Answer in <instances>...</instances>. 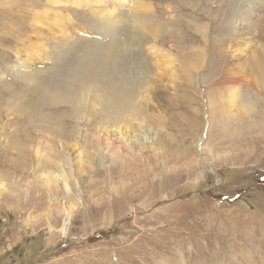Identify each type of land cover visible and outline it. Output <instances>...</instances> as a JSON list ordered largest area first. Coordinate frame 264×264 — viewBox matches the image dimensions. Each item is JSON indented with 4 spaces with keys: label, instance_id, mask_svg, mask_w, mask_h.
<instances>
[{
    "label": "rangeland",
    "instance_id": "rangeland-1",
    "mask_svg": "<svg viewBox=\"0 0 264 264\" xmlns=\"http://www.w3.org/2000/svg\"><path fill=\"white\" fill-rule=\"evenodd\" d=\"M186 1L165 0L163 20H188L187 31L170 25L164 47L151 38L141 53L136 45L134 52L123 49V64L137 61L132 90L144 116L133 119L129 109L107 121L104 105L67 78L70 59L51 68L35 38L36 29L50 36L48 28L61 30L56 14L70 15L74 28H88L82 36L96 47L107 37L98 26L110 16L97 19L105 7L86 24L77 16L82 9L65 7L72 0H0V264H264V89L247 85L255 79L242 75L244 54L234 58L233 44L224 50L217 42L226 27L237 25L247 0H195L192 7ZM239 2L241 14L227 24ZM262 13L258 9L254 20ZM34 16L44 19L36 23ZM194 21L206 31H196ZM246 31L264 56L258 25H241L236 37ZM181 32L186 35L174 43ZM25 47L40 55L23 57ZM192 47L204 49L198 62ZM52 52L48 56L58 61ZM24 59L32 72H43L38 80L44 84L19 86L29 70L12 65ZM86 71L82 62L78 75ZM234 88L252 111L239 126L231 123ZM118 127H131L128 150L113 133Z\"/></svg>",
    "mask_w": 264,
    "mask_h": 264
},
{
    "label": "bare ground",
    "instance_id": "bare-ground-1",
    "mask_svg": "<svg viewBox=\"0 0 264 264\" xmlns=\"http://www.w3.org/2000/svg\"><path fill=\"white\" fill-rule=\"evenodd\" d=\"M72 1L73 2H70V4H68L69 6H65V7L66 8L72 7L74 5L76 8L82 9L83 11H78L79 14H77V16H79L80 19L82 20V22H84L86 24L89 22H95L96 21V20H92L90 18V16L95 14L97 7H105L102 10L103 12L99 11L100 16L97 17V19L102 20L103 16H105V15H109L110 19H103L100 26H98L101 29V31H98L97 27H95L94 29H95V31H98L100 34L106 35L107 37H106V39L102 40V42L97 44V46L95 47L93 45L92 41H90V40H88L82 36L83 32L85 30H87L88 28H86L85 26L80 27L79 25H77V27L74 28L70 22V18H71L70 15L68 16V15L63 14L64 16H61L59 14H56L58 16V21H59V24L61 26L60 31L52 29V27L45 30L49 33H50V31H52L53 34L51 36L48 33L47 34H41L37 31V29L35 31V38L37 39L38 42H39V40L41 41V42H39L40 43L39 47H40V49L44 48L46 55H47V56H43L44 60L46 62L50 60L49 64H50V67L52 68L57 63L64 61L66 59H70V61L72 62V66L67 71V78L69 77L74 82L85 85V87H83L79 92H83L84 97L86 95L88 97V100H90V98H92V100L97 101V104H98V102H100L102 106L104 105L103 108L105 110H107V113H108V119H106L107 121H113V118H115L116 120L117 119L120 120L123 115L125 116L126 112L129 109H130V111L133 110V112L131 111L129 113L130 117H132L133 119L142 118L141 116H144L143 106H141L142 104L140 105L139 102L136 103V96L133 94V90H132V86L135 83V80H133L132 79L133 77H131V72L133 70L131 68V66L135 67L137 64V61L135 59H133V61L131 63L130 59H129L127 61H129L131 65L130 64L125 65L122 62L123 61V55L122 54L125 52L124 50H126V52H128L129 50L134 52V49H133L134 45H136L138 48L137 52L141 53V45L148 43L149 40H151V38L153 40H155V44H158V45H161L164 47V45L168 42L166 34L170 33L167 30L168 27L170 25H173L174 27H176L180 30L187 31L188 30L187 28H189V26H188L189 21L184 20V19H183V21L179 20V19L163 20L166 18L167 13H168V11L166 9V8H168V5H165V0H116L117 1L116 4L118 6L117 5L108 6L105 4L106 0H72ZM110 1H112V0H110ZM152 1H155L156 3L154 4ZM190 1H192V0H187L185 2L187 7L188 6L192 7L193 5H196L195 0H194L193 4H191ZM261 1L262 0H258V1L257 0H249V1L247 0L248 7L245 9L246 12L244 14H241V10H242L241 2H239L237 5H235L232 8L233 14H230L227 18V24L234 17L241 14L242 16L239 18V22L237 23V25L233 26L232 28L226 27L227 31H228L227 34L224 35L222 33L221 39L218 36L219 40H217L218 44L221 47H223L224 50L228 49L227 47L229 44H233V50H232V54H231L232 57L238 58L239 56H241L242 53L244 54L245 59H244V62L242 64V75L244 78H246L247 76H251L255 79L254 85L252 83H250V81H247V85L254 92H255V90H254L255 86L260 85V87L264 89V60H263L264 56L260 51L253 48L254 44L252 42V39L255 37V35H252L251 32L246 31V32L240 33L239 36L236 37L235 29H237L238 27L240 28L241 25L246 26L250 23V21H253L254 23H256L258 25L259 31H261L263 33V35H259V36L263 37L262 41L264 43V13H262L260 18H258L259 22H258V19L254 20V18L256 17V15H254V14L258 13V9H260L262 12L264 11V3H262ZM49 2L54 3V4H60V0H47V3H49ZM253 3H255V4L258 3V4H256L257 7H252ZM262 5H263V7H262ZM152 7L155 9V11H152ZM161 7L164 9H162ZM177 7L180 8L178 12H181L182 6L180 4H178ZM71 10L72 9H70V12H71ZM44 13H47V11H45ZM58 13H59V11H58ZM247 16H252V17L254 16V17L253 18H251V17L246 18ZM42 19H44V16H43V18H36V16H34L33 21H36V23H38V21H43ZM47 21H50V24L53 25L52 19L51 20L48 19ZM192 25H193V28L196 29V31L198 28L203 32L206 31L205 25H202V24L198 25V22H195V21L192 22ZM44 26L47 27V23H45ZM64 29H67V31H64ZM74 29H76L77 31L74 32ZM68 31H70L73 34L76 33V37H78L79 39L73 38L72 36H70ZM182 34L186 35L185 32H181L179 34L178 40H174L175 42L174 41L173 42L176 44H180ZM93 35H95L97 37L99 34L97 35V34L93 33L92 36ZM50 37L56 39L55 42H53V43H55V45H53L49 41L51 39ZM121 37H124L123 40L125 42V48H122L121 47L122 44H120V42H119ZM170 39L173 40L172 37ZM44 41H46V42H44ZM242 42H246V44H244L245 45L244 50H240L238 48V47L241 48L240 45ZM250 42H251L250 50H248V47H249L248 44ZM95 43H96V41H95ZM192 49L194 50L193 47H192ZM51 51H53L52 52L53 56L60 57V59L58 61H52V58L50 56H48V54ZM187 51H188V48H187ZM203 51H204V49L199 48L198 50H194V52L191 53L190 55L196 62H198L199 60L202 59V56H204ZM23 53H24L22 55L23 57H27L31 54L32 56L30 55V58H29L30 60H33L36 56L40 55V53L37 49L31 50L28 52L27 47L24 48ZM220 53L222 55L223 52L221 51ZM132 54H134V53H132ZM126 55L129 56L126 53L125 57H126ZM131 58H133V55ZM124 59L126 60V58H124ZM26 61L27 60L24 59L22 62H18V61L16 63L13 62V65H12V68L15 70L19 69L20 67H25L26 69L29 70L28 74L25 73L24 76L20 77V78H22V81H20L19 86L20 85L23 86L24 84H27V83L28 84L30 83L31 85H35L36 83L44 84L43 83L44 81L38 80V74H43V72L41 70L36 71V72H32V70H31L32 67L29 68L28 64H26ZM155 61H157V60H155ZM82 62L85 65V68L87 69V71L81 75H78V70H79V67H80ZM199 63H201V61ZM32 64L34 65L35 63H32ZM160 64H163V63H160ZM176 65L177 64H175L174 66H176ZM189 67H191V66H189ZM186 68H187V66H186ZM175 72H177V71H175ZM46 75H47V77H54V75L51 74L49 71L46 73ZM138 75H142V74H138ZM65 77L66 76H62L61 78L63 79ZM115 77H118L117 83L113 82V79ZM129 77L131 78V80ZM246 79H248V78H246ZM253 81H251V82H253ZM225 82H226V84H228L230 86H233L234 84L236 85V83L233 81V79H229V81L227 79V81H225ZM77 83H75V84H77ZM139 83H143V82L140 81ZM136 85H138V83ZM253 87H254V89H253ZM137 88H139V87H137ZM59 89H62V87L55 88V89H53V91H56ZM19 91L17 90V92H19ZM98 91L100 93H98ZM103 92H104V94L102 95ZM239 93H240L239 90H237L236 88L232 89L229 93L230 101L231 102L234 101L235 103H237V104L233 105L234 114L231 118V123H233V125H234V122H235L236 123L235 125H237V126H239V124H241V122L243 121L242 120L243 118L246 119L247 117H249L250 113L252 112L250 105H248L246 103H242V101H238L240 98ZM262 93H264V92H262ZM17 96H16V94L12 95V97H14L16 99H17ZM237 97H239V98H237ZM59 101H61L62 103H63V101L73 102V101L69 100L68 98L63 99V101L62 100H59ZM221 102H222V100H221ZM56 104H58V103H56ZM76 105H79V102L76 103ZM93 106H94V104H93ZM71 109L74 110V108H71ZM100 109H99V111H100ZM55 110H56V108H55ZM73 112L71 114H73ZM101 113H103V111ZM122 113H124V114H122ZM71 114H69V115H71ZM88 115H90V114H88ZM105 115L107 116V114H105ZM112 115H114V117ZM109 117H111V118H109ZM143 118H145V117H143ZM124 120L126 121V119H124ZM135 121H137V120H135ZM218 121H220V120H218ZM142 122H144V121H140V123H142ZM221 122H223V120ZM107 123H109V122H107ZM222 126L223 125H221V127ZM137 127H138V125H137ZM129 128H131V127H128V128L122 127V129H124V132H123L120 129V127H118V128H115L114 129L115 132H113L115 135H117L118 140H119L118 142L126 144V145H124L126 147V150H128L127 145L131 141V140H129L128 135L130 134V131L132 133V130ZM133 131H135V130L133 129ZM220 131H222V130L220 129ZM97 132H98V130H97ZM141 134L144 135L145 133H141ZM127 137H128V139H127ZM96 138H98V136ZM106 139H108V137ZM148 139H150V138H148ZM152 139H154V138H152ZM103 140H105V139H103ZM150 144H152L151 141H150ZM75 147L77 150H80V148H81V146H78V147L75 146ZM103 148H105V150H106L108 148V145L103 147ZM121 148H122V146H121ZM108 151L109 150L107 149L106 152L103 154L107 155ZM102 157H104V156H102Z\"/></svg>",
    "mask_w": 264,
    "mask_h": 264
}]
</instances>
